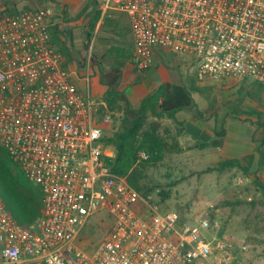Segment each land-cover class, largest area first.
<instances>
[{
    "label": "built area",
    "instance_id": "2783aa9c",
    "mask_svg": "<svg viewBox=\"0 0 264 264\" xmlns=\"http://www.w3.org/2000/svg\"><path fill=\"white\" fill-rule=\"evenodd\" d=\"M102 17L125 13L132 62L153 67L160 50L197 60L201 81L264 84V0H99ZM51 7L0 14V144L42 191V212L20 224L0 195V264H194L213 253L207 218L196 224L162 210L159 190L142 193L112 170L99 104L72 77L54 43ZM90 84V75L85 77ZM140 159H148L140 151ZM109 231L93 251L90 221ZM101 221V220H100ZM102 223V222H100ZM103 224V223H102ZM100 225V224H99Z\"/></svg>",
    "mask_w": 264,
    "mask_h": 264
},
{
    "label": "rangeland",
    "instance_id": "374dc122",
    "mask_svg": "<svg viewBox=\"0 0 264 264\" xmlns=\"http://www.w3.org/2000/svg\"><path fill=\"white\" fill-rule=\"evenodd\" d=\"M73 5L72 0H52L47 3L41 0H0V14L27 7H51L54 11L53 22L59 25L60 30L72 32L67 41L71 47L74 45L77 70L81 76L89 72L95 96L101 101L107 91V86L100 82L101 71L109 70L118 60L109 53L95 58L92 40L89 39V43H82L77 48L75 38L79 35L74 33L73 28L86 24V0H80L72 9ZM66 9L68 13H65ZM83 30L86 32V28ZM111 36L107 38V43L120 44L124 41L127 43L125 47L129 46L128 37L123 40L115 34ZM158 67L156 76L164 80L171 78L178 83L183 81L191 89L198 108L203 112V119L209 126H213L215 131L224 129L223 136L219 137L223 140L221 147L224 144L229 147L247 144L264 146V92H258L259 81L252 78L201 81L196 75L197 60L194 57L165 51L156 56L155 64L146 71L137 70L131 61L126 62L117 90L131 102L137 103L149 91L151 80L156 82L149 72ZM77 85L81 90L87 88L83 82H77ZM118 103L123 105L122 100ZM186 112L182 110L179 114L184 115ZM188 112L195 114L194 109ZM117 115H121V112L117 111ZM110 116L109 128L114 123L111 113ZM180 120L176 115L161 119L162 134L169 141H179L183 150L167 154L161 161L148 165L144 170L143 189L159 190L156 199L164 211H177L194 224L207 218L211 223L207 235L213 241V253L210 256L224 258L223 262L230 260V263L247 264L241 245L243 240L264 239V230L260 229V223H264V181L261 178L250 181V175L240 167L219 170L218 166L224 159L237 158L255 172H260L259 167L254 160L249 163L247 156L220 158L217 147L202 145L211 141L210 138L195 136L184 129ZM234 135H241L243 142L235 141ZM12 168L15 173H23L13 161ZM249 196L254 198L248 200ZM252 210H255V214H250ZM103 218H109L105 211L92 218V226L86 228L91 231V235L83 246L90 251L110 229L111 221L104 223Z\"/></svg>",
    "mask_w": 264,
    "mask_h": 264
},
{
    "label": "trees",
    "instance_id": "16d2710c",
    "mask_svg": "<svg viewBox=\"0 0 264 264\" xmlns=\"http://www.w3.org/2000/svg\"><path fill=\"white\" fill-rule=\"evenodd\" d=\"M50 1L52 0H41L44 3ZM90 1L95 5V13L89 18V37L92 36V32L102 15V10L97 0ZM17 11L19 10L8 12ZM84 11H86V7ZM65 13H68L67 9ZM51 21L53 22V18ZM52 29L55 38L58 41H62L60 49L63 54L68 60L75 59L74 45L71 47L67 41V37L69 39L72 32L60 30L58 24ZM108 53L116 58L118 63L107 71H101L100 82L107 86V91L104 94V100H102L105 104H99L98 118L102 121L110 113L114 118L112 127H107L108 122H106L104 141L115 150V159L112 162L113 172L127 177L132 186L138 191L146 193L150 191V189L144 190L142 184L146 167L161 161L167 154L178 153L183 150L179 141H169L162 134L161 119L174 116L177 112L187 109H194L196 115L203 118V112L198 108L191 89L186 85L171 81L161 83L142 100L139 107H133L128 97L117 90L118 83L124 74V64L129 61L132 62L133 49L121 44H113L107 49L106 54ZM93 61H96L95 58H93ZM259 83L258 92L263 93L264 84ZM119 100L123 101L122 106L119 105ZM117 111H120L121 115H117ZM224 132V129L216 130L215 134L217 137L209 142H204L202 145L220 147L223 144V140L219 139V137H222ZM140 151L147 152L149 155L148 159L141 160L139 157ZM248 160L249 163H252L253 158L248 157ZM232 167H240L248 176L252 174L257 177V172L252 171L251 166H244L237 158H227L220 161L218 169L223 170ZM0 195L20 224L30 226L41 216L42 191L40 187L31 182L24 173L14 172L11 156L1 144Z\"/></svg>",
    "mask_w": 264,
    "mask_h": 264
},
{
    "label": "crops",
    "instance_id": "0c3cea01",
    "mask_svg": "<svg viewBox=\"0 0 264 264\" xmlns=\"http://www.w3.org/2000/svg\"><path fill=\"white\" fill-rule=\"evenodd\" d=\"M79 1L80 0H72V2L74 3V5L72 6V9L79 3ZM97 2L100 4L99 0H97ZM94 6L95 5L93 3H91L90 0H86V24L84 23L83 26H78V27L73 28L74 33L76 35L82 36L79 33H80L81 29L83 30V28L84 29L86 28V33L88 34L89 18H90V16H92L95 13ZM100 7H101V4H100ZM56 25L57 24L55 22H52V26H53L52 28H54V26H56ZM52 32H53V29H52ZM52 34H53L55 45L57 46V48L60 49L62 41L61 40L58 41L55 38L54 32ZM112 34L117 35L119 38H123V40L128 37L129 46H127V47L128 48L130 47L132 49L134 48V40H133V34H132V29H131V22H130L128 16L125 13L113 11V12H111L110 15H107L105 17L104 16L102 17V15H101V18H100L96 28L92 32V36L89 37V40H92L91 41L92 42L91 48L93 49V53H94L93 55L95 58L98 59L102 55L106 54V51H107L106 49H108L110 45H113V44L107 43V41H108L107 38L110 37ZM111 37H113V36H111ZM76 38H75L76 46L81 45L82 43H78V44L76 43ZM87 43H89V42L87 41ZM120 44L122 46H126L127 43H125L124 41H121ZM107 45H109V46H107ZM80 47L81 46H79L77 48H80ZM161 52H165V50H160L157 53V55H159ZM64 57L66 59L67 66L70 68V70L72 72V77H73L74 81L76 83L77 82L78 83H81V82L85 83L87 88H86V90L82 89V91L86 92V93L89 92L93 98L98 100V97L95 96V93L93 91L91 79H90L89 88H88V84L85 80V77L89 74V72L86 73V76H83V75L81 76L80 71L77 70V65H76L77 62L75 61V59L68 60L65 55H64ZM158 71H159V67L156 68L155 70L152 69L149 72V74L151 73L153 79L156 80V82H153V80H151V85H149L151 87H150L149 91L145 95L141 96L140 99L137 101V103L131 102L129 100L133 107H139L142 100L145 97H147L150 93H152L162 82L171 81V82L178 83L176 81H173V79H171V78H170V80H168V79L164 80V79L160 78L159 76H156L158 74ZM124 72H125V70H124ZM168 76H169V74H168ZM179 84L185 85L183 81H182V83H179ZM93 86H94V84H93ZM80 90H81V88H80ZM188 111H190V110L187 109V112L184 115H180L179 112H177L175 114L177 116V118L181 119L180 122L182 121L181 123H183L184 129L189 130L195 136H198L200 138H204V139L210 138L209 140L214 139V137H215L214 127L209 126V124H207L203 118L198 117L196 115V113L194 114V113L188 112ZM233 137L236 138L235 141L243 142V140L240 138L241 135H237V136L234 135ZM217 151L220 153V158L221 157H245V156L252 157L254 160V163H256L255 165L259 167L260 172H257L258 178H261L262 181H264V146H262V145L255 146L252 144H247V145H243V146L238 145L237 147H229V146L224 144L222 147L221 146L217 147ZM252 167H253V165H252ZM251 170L254 171L252 168H251ZM254 179H256V176H253L251 174L249 176V180L252 181ZM253 198H254L253 196H249L248 200H252ZM263 198H264V196H263ZM250 207L252 209L251 203H250ZM250 214H255V210L250 211ZM248 229H250V228H248ZM260 229L264 230V223L263 222L260 223ZM241 245L243 247V255H244L245 261H248L247 264H264V239H259L258 241H255V240L246 241L244 239ZM223 259L224 258H220L219 256L212 255L206 259L197 260L194 264H236V263H230V260H228V261L226 260L225 262H223Z\"/></svg>",
    "mask_w": 264,
    "mask_h": 264
},
{
    "label": "water",
    "instance_id": "95a60500",
    "mask_svg": "<svg viewBox=\"0 0 264 264\" xmlns=\"http://www.w3.org/2000/svg\"><path fill=\"white\" fill-rule=\"evenodd\" d=\"M79 34L82 36H79L76 38V43L77 44L78 43H85V42L87 43V41L89 39V35L86 32H84L82 29L80 30ZM77 47H79V46H77Z\"/></svg>",
    "mask_w": 264,
    "mask_h": 264
}]
</instances>
